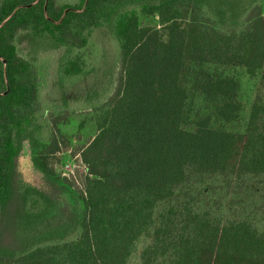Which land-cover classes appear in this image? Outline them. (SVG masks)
<instances>
[{
  "label": "trees",
  "instance_id": "trees-1",
  "mask_svg": "<svg viewBox=\"0 0 264 264\" xmlns=\"http://www.w3.org/2000/svg\"><path fill=\"white\" fill-rule=\"evenodd\" d=\"M208 67L264 78V0H0V264H264V90L218 129L236 83ZM189 84L215 106L192 131ZM70 117L95 128L78 185L55 171ZM24 142L53 193L13 188Z\"/></svg>",
  "mask_w": 264,
  "mask_h": 264
},
{
  "label": "rangeland",
  "instance_id": "rangeland-1",
  "mask_svg": "<svg viewBox=\"0 0 264 264\" xmlns=\"http://www.w3.org/2000/svg\"><path fill=\"white\" fill-rule=\"evenodd\" d=\"M157 25L158 22L155 17H141L139 19L140 27H156ZM105 49L107 58L110 61V65L112 67L115 66V50L108 43L105 44ZM19 50L22 55L25 54L26 50L24 43L19 45ZM52 58L53 57L49 58V60L51 61ZM205 71L216 79L228 78L232 79L236 83L235 101L238 105L236 117L229 123L217 121L215 126L218 129L243 134L247 127L256 92L260 89L264 90V78L262 77L261 71H256L253 74H249L241 68L222 67H208L205 69ZM40 91L42 96L46 97L47 101L51 99L54 102L61 101L59 94L53 91L51 83L42 85ZM72 97L73 93L68 97V99H71ZM43 103L46 108L47 102L44 101ZM214 107V102L212 100L207 98L206 95L192 89L191 85L189 84V96L185 109L183 129L192 131L197 121L212 114ZM72 111L73 110H71V115L73 116L76 113H81L78 111L82 110H75L74 112ZM81 119L82 117H75L73 119L70 117V120L72 121L65 127V129L59 126V134L63 135L67 141L70 140V142L68 143V151H64L63 147L61 146L59 154L61 160L60 163L55 167V171L61 179H65L70 185L73 183L78 185L80 183L79 174L83 169V165L81 164L79 156L75 154H77L81 147L86 144L89 138L95 134V128L88 124H86L81 130L78 129V124ZM28 187H33L47 193H53V190L44 181L40 172H38L32 165L29 145L27 142H24L16 161L13 188L15 191L21 192ZM67 188L68 189H66L65 185V190H63V192L60 194L59 200L61 204L70 206L72 190L69 191L70 188ZM9 212H11V209H9ZM8 238L9 235L4 229L3 240H8Z\"/></svg>",
  "mask_w": 264,
  "mask_h": 264
}]
</instances>
